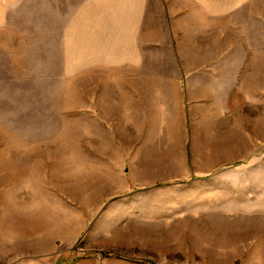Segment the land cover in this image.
<instances>
[{
	"label": "rangeland",
	"instance_id": "374dc122",
	"mask_svg": "<svg viewBox=\"0 0 264 264\" xmlns=\"http://www.w3.org/2000/svg\"><path fill=\"white\" fill-rule=\"evenodd\" d=\"M47 2L0 0V264H264V0H147L149 75L181 81L185 170L95 200L75 177L60 197L50 167L71 163L84 93L69 28L107 10Z\"/></svg>",
	"mask_w": 264,
	"mask_h": 264
},
{
	"label": "crops",
	"instance_id": "0c3cea01",
	"mask_svg": "<svg viewBox=\"0 0 264 264\" xmlns=\"http://www.w3.org/2000/svg\"><path fill=\"white\" fill-rule=\"evenodd\" d=\"M89 1L107 11H81L69 28V69L79 74L84 89L77 96V142L67 151L68 166L61 154L60 165L56 160L50 167L60 197H73L75 187L67 182L75 177L79 200H95L98 193L103 196L97 198H110L105 191L121 193L185 170L180 139L172 138L181 129V81L149 75L147 0ZM172 152L179 155L177 164ZM27 168L33 169L14 170L13 177L36 175L34 166ZM12 188L21 189L16 183Z\"/></svg>",
	"mask_w": 264,
	"mask_h": 264
}]
</instances>
